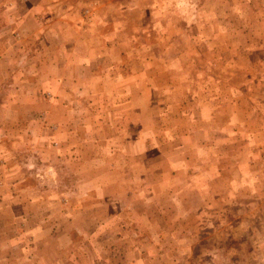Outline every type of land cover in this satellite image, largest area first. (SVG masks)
Instances as JSON below:
<instances>
[{"label":"crops","instance_id":"1","mask_svg":"<svg viewBox=\"0 0 264 264\" xmlns=\"http://www.w3.org/2000/svg\"><path fill=\"white\" fill-rule=\"evenodd\" d=\"M71 1L39 0L21 20L36 43L29 75L51 97L46 117L23 126L51 130L54 174L69 167L71 181L0 190V264H167L197 233V209L251 186V108L141 88L167 44Z\"/></svg>","mask_w":264,"mask_h":264},{"label":"rangeland","instance_id":"2","mask_svg":"<svg viewBox=\"0 0 264 264\" xmlns=\"http://www.w3.org/2000/svg\"><path fill=\"white\" fill-rule=\"evenodd\" d=\"M37 2L0 0L1 192L4 186L14 192L25 183V178L30 185L40 183L49 188L71 181L65 177L69 167H65L66 174H54L55 163L50 156L51 149L58 144L46 135L51 130H43L41 145L34 139L41 137L34 129L36 124L31 129L23 126L46 117L43 113L47 111L43 109L51 98L36 76L29 75L34 67L29 60L35 54L36 43L21 25L26 10H33ZM71 2L74 8H83L100 20L97 11L111 19L123 14L124 25L135 33L137 40L167 44V48L155 49L163 57L150 62L158 66L156 73L152 80L141 81V88L151 86L157 96H161L165 86L170 90L180 88L188 92L194 103L202 105L230 95L237 98L236 104L251 108L253 117L248 133L252 149L246 168L255 175L252 191L239 182V191L230 189L229 194H221L213 207L197 209V233L190 234L183 242L185 249L167 258V264H264V0ZM217 90L221 92L219 97ZM161 118L164 122L162 115ZM226 159L220 160V167H230L232 161Z\"/></svg>","mask_w":264,"mask_h":264}]
</instances>
